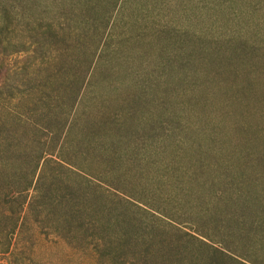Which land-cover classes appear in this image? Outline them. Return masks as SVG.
Listing matches in <instances>:
<instances>
[{
  "label": "rangeland",
  "instance_id": "374dc122",
  "mask_svg": "<svg viewBox=\"0 0 264 264\" xmlns=\"http://www.w3.org/2000/svg\"><path fill=\"white\" fill-rule=\"evenodd\" d=\"M99 2L100 15L106 17L97 54L104 47L107 62L99 72L105 79L97 97L84 105L88 115L98 118L124 111L139 86L152 84L147 101L155 116L167 121L168 113L178 114L192 131H202L190 134L193 141L187 144V152L153 148L143 166H123L129 174L119 186L121 200L106 194L104 200L84 203L83 228L65 219V207H49L50 200L79 187L82 179L75 172H87L77 169L98 174L106 165H89L80 159L73 162L75 167L60 166L55 154L48 156L53 160L44 168V187L38 186V194L43 162L36 169L33 157L44 150L29 143L36 129L42 130L41 136L46 134L42 97L50 96L46 106L56 112L70 109L66 95L63 107L56 100L58 87L74 80L84 53L96 47L95 28L86 26L87 48L74 62L79 54L76 47L82 44L79 36L63 35L57 43L45 26L53 24L59 33L72 10L77 31L80 6L61 1L57 6L46 3L32 8L24 0H0V66L7 80L1 101L6 109L0 110V264H132L131 252L115 242L128 228L124 221L136 220L130 212L156 231L150 264H171L158 252L162 244L167 253H176L188 242L185 251L195 252L194 264L218 255L224 264H264V0ZM167 61L175 67L171 82ZM167 88L173 93L167 94ZM118 115L123 117L124 112ZM17 116H23L28 127H19ZM75 137L81 141L80 133ZM216 137L224 148L211 142ZM199 148L202 157L194 152ZM228 151L234 155L231 162L226 161ZM215 156L237 173L253 176L247 179V199L219 200L216 192L224 190V178H212V171L204 184L173 179L175 173L181 177L197 171L189 160L204 158L213 167ZM54 175L61 180L55 182ZM112 200L119 203L110 230L115 239L109 249L113 254L98 259L97 237L91 238L93 232L85 225L90 218L104 223L106 214L100 208L113 206ZM127 200L136 208L124 210Z\"/></svg>",
  "mask_w": 264,
  "mask_h": 264
},
{
  "label": "trees",
  "instance_id": "16d2710c",
  "mask_svg": "<svg viewBox=\"0 0 264 264\" xmlns=\"http://www.w3.org/2000/svg\"><path fill=\"white\" fill-rule=\"evenodd\" d=\"M24 1L30 2L33 5H31L32 8L46 3L57 6L61 1L71 3L74 1L76 5L81 7L82 17H80V21L78 22L77 31H75V27L72 25V23L75 24L72 17V10H70L69 14H66L64 24H60L61 29L59 33L53 30V24L48 23L45 26L47 32L51 33V37L57 38V43H60V37L63 35L79 36L80 43L82 44L76 47V49L79 50V54L74 62L80 61L79 56L81 49L87 48L84 41L87 36L86 26L92 24L95 28L94 40L98 42L96 47L90 50L89 53H84V59L81 60L82 66H77L74 80L70 84L61 83L58 87V94L55 97L56 100L59 101L60 107H63L62 105L64 104L66 95L68 103H70V109L60 108V111L56 112V109H51L48 105L46 106V103L51 99L50 96L42 97L41 109L43 116L48 120V125L43 128L46 134L41 136L40 132H42V130L36 129L37 133L34 132L33 140L29 143L38 145V147H43L44 150L40 151L36 157H33L34 162L38 164L36 165V169L39 167V163L43 162L37 182V193L39 190L38 186L43 185L44 187L42 183V180H44V168L47 166L48 162L53 160L48 156H54L55 154L57 158L56 162H58L60 166H63V163H68L71 167H75V163L73 162L80 159L89 165H106V170L98 174H90L83 168L77 169L79 172H87L85 175L75 172V176L82 179L79 187L75 188L69 195L65 191H61L55 199L50 200L48 205L49 207L55 205H59L61 208L65 207V219L68 217L75 221L79 227L83 228L84 224H82V218L87 212L84 203L90 200L95 202L104 200V198L107 197L106 194L121 200L118 195H120L119 193L122 192L123 189L119 186H123V182L128 179L129 174V172L122 170L123 166H130L133 167V169L135 165L137 167L143 166L147 158V153L150 149L153 150V148L154 150L166 149L174 153L187 152V144L193 141L190 134L193 133V135H198L201 133L202 129L192 131L189 123L184 120V117L178 114L171 115L168 111L167 121H163L158 116H155L150 102L147 101L148 95L152 92V84L148 87L139 86L138 92L131 97L132 99L127 103L126 109L124 111L118 110V112H124L123 117H120L117 111L112 114H102L100 117L98 116V118H96L95 115L92 117V114L89 116L86 106L84 107V105L97 97L100 81L101 79H105L99 72L103 63L107 62L105 57L106 50L104 47L100 49L97 54L99 50L98 47L101 44L102 25L106 17V15H100L99 0ZM66 43L69 45V41H66ZM116 46H118V44H116ZM167 59H171L170 56ZM61 70L62 69H60L59 72H61ZM165 71L166 70L162 68V72ZM174 71L175 67L173 62L167 61V76L169 77V82L173 79L172 74ZM59 72L57 70V73ZM50 80L51 77L47 79L48 82ZM6 81V72L4 67L0 66V110L2 111L6 109L5 103L1 102L4 100L3 90L6 87ZM169 93H173V90L167 88V94ZM158 110L161 112L162 110L164 111L163 108H159ZM45 111H48V113ZM69 118H71L70 122ZM15 121L19 127H28V121L23 116L15 117ZM202 124L203 128H206L204 127L205 123L202 122ZM140 130L142 131L139 132ZM78 133L81 134V141H78L75 137ZM217 137L212 139L211 142L220 144L221 147L224 148L223 142L219 141ZM211 142L209 144H211ZM47 146L50 147V151H47ZM210 150H212V148H210ZM196 151L197 154L202 157L203 150L199 148L194 152ZM226 154V161H233L234 155L230 151L226 152ZM65 156H68L69 159H66ZM200 157H195L191 161L189 160V162L197 166L196 172L181 177L174 172L177 178L173 179H176L177 182L179 180L188 181L191 179L190 182L204 184L203 181L208 180L206 177L212 174L210 173V171H212L214 173V175H210L212 178H221V180L224 178V180H222L224 190H218L216 192L219 200H223L226 197L247 199V179L253 178V176L248 175V177H245L243 174L237 173L235 169L233 170L229 164L222 165L223 161L217 156H215L217 161L213 162V167H211L210 162L204 161V158ZM213 160L214 158H212V161ZM261 164L264 166V161L261 160ZM11 177L14 178L15 176L13 175ZM52 179L58 182L61 180V176L54 175ZM108 179H111V181L114 180L113 183L108 182ZM112 201L114 203L113 206L107 204L106 206L102 205L100 208L99 212L103 215L106 214L104 223L90 218L85 225L87 230L93 232L91 238L94 239L97 237L96 248L98 259L113 254V252L110 254L109 249L115 239L110 235V230L114 219L112 214L115 210L116 202H114V200ZM125 202L126 204L122 205L124 207L128 206L124 208V210H129L131 207L136 208L129 200ZM222 202L225 203L224 200ZM247 202L248 200L245 204H247ZM130 213L136 220L124 221L127 222L126 225H128V228L127 230H122L115 242L120 245L123 251L129 250L131 252L132 264H150L149 260L154 249V241L157 239L155 235L156 231L153 229L151 223L139 218L136 212ZM57 232H61V229H57ZM188 245L189 242L185 244L183 250L177 249L178 252L176 253H167V246L162 244L158 252L162 258L167 259L168 257V261L171 264H194L197 256L194 254L195 252L189 254L185 251ZM138 246H140L139 250L135 249ZM204 264H224V260L218 255V257H213L207 262H204Z\"/></svg>",
  "mask_w": 264,
  "mask_h": 264
}]
</instances>
